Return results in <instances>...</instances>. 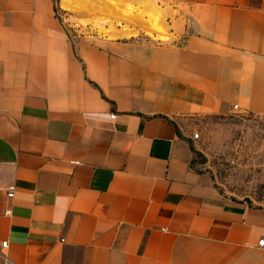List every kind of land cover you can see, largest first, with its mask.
I'll return each mask as SVG.
<instances>
[{
    "label": "crops",
    "instance_id": "crops-1",
    "mask_svg": "<svg viewBox=\"0 0 264 264\" xmlns=\"http://www.w3.org/2000/svg\"><path fill=\"white\" fill-rule=\"evenodd\" d=\"M181 4L170 43L72 42L53 0H0V264H264V204L192 147L264 118V0Z\"/></svg>",
    "mask_w": 264,
    "mask_h": 264
},
{
    "label": "rangeland",
    "instance_id": "rangeland-1",
    "mask_svg": "<svg viewBox=\"0 0 264 264\" xmlns=\"http://www.w3.org/2000/svg\"><path fill=\"white\" fill-rule=\"evenodd\" d=\"M53 0L67 37L170 43L181 0ZM159 31H156L155 29ZM194 168L228 201L264 204V118L236 110L195 121Z\"/></svg>",
    "mask_w": 264,
    "mask_h": 264
},
{
    "label": "built area",
    "instance_id": "built-area-1",
    "mask_svg": "<svg viewBox=\"0 0 264 264\" xmlns=\"http://www.w3.org/2000/svg\"><path fill=\"white\" fill-rule=\"evenodd\" d=\"M234 109L237 110V106H235ZM193 137H194V140H198V139H199V134L196 133V134H194ZM9 197H10V198H13V197H14V192H13V190L10 191ZM3 247L6 248V247H7V244L4 243V244H3Z\"/></svg>",
    "mask_w": 264,
    "mask_h": 264
},
{
    "label": "bare ground",
    "instance_id": "bare-ground-1",
    "mask_svg": "<svg viewBox=\"0 0 264 264\" xmlns=\"http://www.w3.org/2000/svg\"><path fill=\"white\" fill-rule=\"evenodd\" d=\"M64 2V1H63ZM63 7L67 10L71 8V6L69 5L68 1L66 0V2L63 3ZM156 31H159L157 28L155 29Z\"/></svg>",
    "mask_w": 264,
    "mask_h": 264
}]
</instances>
